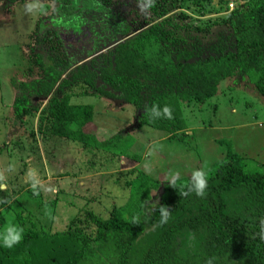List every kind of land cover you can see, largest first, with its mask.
I'll return each instance as SVG.
<instances>
[{
	"label": "trees",
	"instance_id": "trees-1",
	"mask_svg": "<svg viewBox=\"0 0 264 264\" xmlns=\"http://www.w3.org/2000/svg\"><path fill=\"white\" fill-rule=\"evenodd\" d=\"M46 1L54 4L44 19L51 29H35L22 44L29 47L26 73L36 77L14 83L11 117L24 125L38 114V136L65 140L74 148L75 163L88 165L86 171L104 172L124 152L99 153V147L121 145L120 130L105 141L85 131L94 124V111L93 105L71 102L79 84L85 87L82 95L132 105L137 128L168 131L167 170L179 163L185 182L203 164L190 144L193 137L169 130L170 119L163 116L149 120L146 108L167 105L178 122L180 106L199 107L223 81L251 83L264 99V0L236 1L232 10L231 0H217L219 8L214 0H155L144 13L137 0ZM190 7L217 16L191 19ZM36 136L31 131L27 138ZM212 145L224 156L207 167L203 198L170 187L172 173L153 178L133 168L128 174L135 175L123 183L127 200L111 204L107 216L85 208L66 228L50 232L32 214L17 211L23 239L11 249L0 247V264H264V161L233 150L226 138ZM12 189L0 190L5 195L0 201L11 198ZM160 205L171 214L162 226ZM134 215L139 216L135 224ZM5 222L0 213V226Z\"/></svg>",
	"mask_w": 264,
	"mask_h": 264
},
{
	"label": "rangeland",
	"instance_id": "rangeland-1",
	"mask_svg": "<svg viewBox=\"0 0 264 264\" xmlns=\"http://www.w3.org/2000/svg\"><path fill=\"white\" fill-rule=\"evenodd\" d=\"M236 1L243 3V0H231L229 10L237 4ZM214 4L219 8L217 0ZM53 5L46 0H0V190L10 187L16 190L11 198L4 197L12 208L0 205L3 209L0 213L5 217L4 225L9 221L18 225L16 212L24 210L23 214H32L37 225L50 232L66 228L71 218L85 208L107 216L111 204L127 200L128 188L123 187V183L135 175L128 174L133 168H140L153 178L163 176L164 171L170 177L171 173L182 169L177 163L172 166L173 171L172 168L167 170L172 162L164 152L169 142L165 136L168 131L148 125L137 128L132 105L82 95L80 92L85 87L81 84L72 90L71 102L93 105L94 124L86 125L85 131L94 133L98 141H105L120 130L121 145L110 143L99 147L100 154L119 149L124 152L106 171L93 174L86 171L88 165L75 163L74 148L63 139L42 140L37 131L38 114L26 119L24 125L14 121L10 109L16 92L14 83L36 77L35 73H26L29 47L22 44L35 29L45 26L44 19L51 16ZM190 9H186V13L192 16L191 19L217 16L216 13L202 16ZM219 11V14H225L224 8ZM47 25L45 28L49 29L51 24ZM29 41L32 45L33 40ZM110 47L108 44L106 48ZM230 85V81L221 82L217 94L199 107L180 106L181 111L176 115L178 122L172 118L167 126L169 130L193 137L190 144L201 156L202 163L207 162V167L224 156L212 143L225 138L231 141L233 150L264 161V99L251 83ZM31 131L37 135L35 140L27 138ZM20 144L23 149L18 146ZM76 155L78 158L82 153L77 151ZM76 165H80L82 173ZM10 166L12 171H9ZM248 166L253 168V161ZM30 172L37 181L35 191L31 187ZM151 195L156 192L151 191ZM2 196L5 195L0 192V200Z\"/></svg>",
	"mask_w": 264,
	"mask_h": 264
},
{
	"label": "clouds",
	"instance_id": "clouds-1",
	"mask_svg": "<svg viewBox=\"0 0 264 264\" xmlns=\"http://www.w3.org/2000/svg\"><path fill=\"white\" fill-rule=\"evenodd\" d=\"M155 0H137V7L141 13L146 12L154 6ZM230 4V3H229ZM147 116L149 120L159 119L163 116L166 119H172V109L164 105L162 107L157 104H152L150 108H146ZM13 168L10 166L9 171ZM34 173H29V178L32 179L31 187L33 191L36 190L37 181L33 179ZM179 182V183H178ZM168 185L172 188L179 186L181 189V195L194 194L196 197L203 198L206 195V189L208 187V172H207V162L201 165L200 168L193 169L191 175L187 182L183 181L178 172L171 174ZM0 203H10L8 200L0 201ZM3 209H0L2 212ZM160 216L158 220L159 225H164L169 222L170 210L165 205H160L158 209ZM139 216L134 215L131 218L132 223H138ZM24 228L9 221L6 225L0 228V247L11 249L14 245L20 243L23 239ZM264 239V236L261 237Z\"/></svg>",
	"mask_w": 264,
	"mask_h": 264
},
{
	"label": "flooded vegetation",
	"instance_id": "flooded-vegetation-1",
	"mask_svg": "<svg viewBox=\"0 0 264 264\" xmlns=\"http://www.w3.org/2000/svg\"><path fill=\"white\" fill-rule=\"evenodd\" d=\"M48 2H49V1H48ZM49 3H51V2H49ZM73 44L77 45L75 42H74Z\"/></svg>",
	"mask_w": 264,
	"mask_h": 264
}]
</instances>
